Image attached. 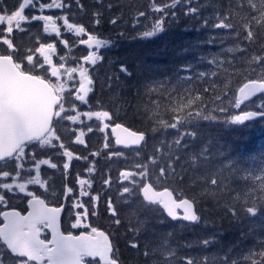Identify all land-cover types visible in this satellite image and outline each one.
Returning a JSON list of instances; mask_svg holds the SVG:
<instances>
[{
	"label": "snow or ice",
	"instance_id": "obj_1",
	"mask_svg": "<svg viewBox=\"0 0 264 264\" xmlns=\"http://www.w3.org/2000/svg\"><path fill=\"white\" fill-rule=\"evenodd\" d=\"M76 5L83 10L84 6L80 0H75ZM97 4L103 7V0H97ZM183 5V15L193 18H199L201 7L197 0H171L170 3L165 0H153L151 11L159 13L151 26V30L140 33L141 38L154 37L164 31V22L168 17L172 19L178 18V6ZM195 5V6H194ZM70 5L64 0H51L50 3H43L41 0H16V7L9 10L0 4V207L7 206L5 193L13 196L23 194L27 197V215H22L17 210H0V248L4 251L0 252V264H118L119 257L115 256L114 245L104 231H100L96 227H91L90 232H81L79 235L72 233L64 234L60 231V216L64 211V205L49 206L45 198L41 195L50 194L55 197V191L51 190L49 179L41 178V166L47 165L51 169H59V165L52 162V158L38 159L35 151H26L33 145L39 144L42 148H59L62 152L58 155L67 158V162L62 164L64 179L67 180V171L70 168V162L75 158L77 160H88L87 156H74L63 142L58 146L54 141H61V137L57 134L55 123L59 120L71 121L73 124L82 123L81 116L91 119L93 116L103 123L104 120H112L109 111L96 112H77L76 105L72 103L71 110L76 112L75 115L65 114L67 109L64 103L65 85L59 82L60 69L64 68L61 63L60 67H56L52 63L51 54L56 52L54 43H40L39 47L34 50L30 49L22 59L19 56L18 46L13 42L14 30L24 31L22 22L31 23L32 21H44V31L46 33L54 32L55 36H61V30L53 21L52 15H25V10H35L42 13L44 9H68ZM113 5L108 4L107 8L111 9ZM238 10V14L242 13V23L237 26L233 23V8ZM94 23L101 24L103 12L97 9L93 14ZM144 11L138 12V17H145ZM217 22L209 24L208 19H202L201 23L204 28L227 30L230 34H234L244 42L241 47L243 53L242 59L251 57L249 65L255 64L257 67L264 69V0H227L225 10L216 13ZM64 26L70 32H74L77 36L86 33L85 27L76 23H70L68 14L62 17ZM117 18H112L109 22L112 25L117 24ZM139 24V19L133 21V28ZM6 25V28L3 27ZM123 35V33H121ZM95 43L96 49L107 46L106 41L97 39L93 35H88L86 40L80 43L89 45ZM61 43L67 45L66 40ZM207 44L216 43V37H210ZM257 45L260 47L257 49ZM6 46V47H4ZM258 51L259 55L255 54ZM231 52L233 49L229 48ZM34 53H39L43 58L41 62L38 58L34 59ZM61 60L64 58L61 57ZM100 59L95 52L89 53L84 57L85 61L96 65ZM26 60L27 66L22 67ZM200 63L207 67H196L191 64L181 65L178 74L174 78L165 77L164 80L172 87L173 91L182 90L188 93L189 98L186 104H182L179 110L190 109L186 115H177L175 122L166 124L165 128L175 130L176 137L172 142H167L162 138L158 144L157 151L161 148L166 149L159 157H154L150 163L158 166V161H164L159 165V174L152 177L149 173L148 164L137 163L135 165L138 171H121L118 177V185L116 188L117 196L115 201L112 197L106 200V211L113 218L116 226L121 225V207L133 208L134 205L139 209L137 200L139 194L142 193L143 201L147 204L143 205L148 208L149 205L158 204L166 212L167 216L172 220L187 221L191 224H199L201 215L193 210L194 201L187 198H173V188L171 191L165 187L162 192L154 191V183L168 182L172 180L176 184L184 183V171L187 157L192 161L191 170L197 169V159H207V148H204L199 157L190 152L192 142L197 138V133L193 130L181 131L182 126L190 119L202 118L203 120H214L215 116L203 115L202 112L206 108L202 107L205 101L201 97L210 91V87L215 89V81L213 78L218 77V72L224 67L225 61L216 56H201ZM231 65L232 61H228ZM48 65L51 71V77H56L57 82L53 83L47 77V71L44 66ZM226 70V69H225ZM65 71L69 79H72V73L78 71L77 68H67ZM119 73L126 77H130L132 73L125 65H120ZM80 81L79 88L76 89V100L82 104H87L88 94L93 91L94 78L88 75V69L81 67L79 69ZM158 81H150L145 87L150 91ZM104 85L110 90L123 89L121 76L113 72L105 77ZM195 92V95L192 93ZM240 95L231 101L232 106L240 109L245 101L259 94H264V79H250L239 89ZM228 98V94L224 93L215 95L213 103L217 105V110L221 113L227 111V107L223 105V100ZM193 105L196 107L193 109ZM259 116L264 119V102L259 106L258 111H245L242 115H233L230 123H244ZM54 118H56L54 120ZM107 123L103 124L100 131L108 128ZM120 124H116L112 129L116 133L117 129H121ZM89 132L92 128L89 126ZM127 136L116 137L117 145H140L145 141L143 132H130L128 129H122ZM155 131V130H154ZM75 135V132H73ZM85 133L80 131L79 135H75V142L81 145L85 144L83 139ZM108 147V144H105ZM95 156L98 153H92ZM108 158L119 156V152H110ZM14 162V171L5 170L6 167ZM258 165L264 167V158L258 159ZM95 161L93 166H89L86 171L91 174L95 171ZM26 165H28L26 167ZM35 172L34 175L31 173ZM243 181V196L237 194L232 198V202L225 205V211L233 220L239 222L244 218L255 220L260 218L264 210V175L256 178L260 183V191L255 190V185L248 183L247 170L235 161L230 166L213 172L211 175H205L204 185L207 194L211 197L217 196V190L225 184L226 181L233 180ZM195 182V177L193 178ZM11 182H7V181ZM127 182L126 184L124 182ZM76 183L79 185V196L88 197L92 205L91 215H96L95 207L100 201V195L91 194L92 179L81 178L78 174ZM103 183L112 188V178L109 176L104 179ZM29 185H37L43 189V193L38 194L36 191L29 190ZM74 188L64 185L63 195L68 199L73 194ZM72 208L77 209L75 212V222L72 223L73 229L81 227H90L83 221L89 215V208L84 202L78 199L72 203ZM176 209H183V214H178ZM150 210V209H149ZM143 223V222H141ZM50 230L51 239L42 238L44 230ZM131 231L134 232L133 240L130 241V247L145 257L147 264H264V241H261L257 249H249L246 254H241L239 258L234 259L231 250L223 256L216 254L212 257L208 255H192L187 249L192 248V244L176 245L173 247L171 233L167 236H161L157 240H146L142 245L140 242V232L133 226ZM246 236L245 233L241 234ZM217 243L215 234L210 238H204L198 242L199 247L206 251ZM141 248L143 251L141 252ZM88 258V259H86Z\"/></svg>",
	"mask_w": 264,
	"mask_h": 264
},
{
	"label": "trees",
	"instance_id": "obj_2",
	"mask_svg": "<svg viewBox=\"0 0 264 264\" xmlns=\"http://www.w3.org/2000/svg\"><path fill=\"white\" fill-rule=\"evenodd\" d=\"M43 3H50L51 0H41ZM70 7L68 9L52 8L53 21L60 28L64 38H68L70 31L64 26L60 19L68 14L69 22L76 23L85 27L88 34L98 37L108 38L109 46L100 53V60L96 65L85 61L83 57L90 52L84 48L77 47L79 54L76 56L78 63L88 69V75L94 78V88L89 95V106L92 111H109L112 120L109 124H123L128 128L143 132L145 141L143 146L136 151L116 150L112 138L105 130L100 131L101 126L94 121L80 124H71L69 121L59 120L55 123L57 134L61 141H54L58 146L63 142L74 156H87L89 159H73L70 168L67 171V180L64 179L62 164L65 158L57 153L62 149L41 147L39 144L33 145L30 150L35 151L38 159L52 158V162L59 165V169H49L41 167V178L49 179L52 191L56 196L50 194L41 195L50 201L51 204L61 203L64 192V185L67 184L74 188L73 194L66 199L65 214L63 216L62 230L68 229L67 223L75 222V213L72 212V203L78 199L85 203L89 208V215L84 224L90 227H81V229H91L96 227L106 231L114 245L115 256L119 257V264H147L145 257L137 254V251L130 247V241L133 240L134 232L130 229L135 226L141 236V245L146 240H157L161 236H167L171 233L173 247L176 245H186L191 243L193 246L187 249L192 255H208L212 257L216 254L223 256L225 253L233 254V258H239L241 254H246L249 249H257L261 241H264V220L257 218L249 220L247 218L237 222L226 213L225 205L232 202V198L238 193L243 196V181H226L217 190V196L211 197L207 194L203 183L205 175H211L213 172L230 166L232 161L245 168L248 175V183L255 185V190L260 191V183L257 176L264 175V167H260L258 162L264 158V120L250 121L245 125L230 123L229 120H203L201 118L190 119L186 126L181 127V131L193 130L197 133V138L192 142L190 152L199 157L204 148H207V159L198 158L197 169L191 170L192 161L185 157L184 183L176 184L172 180L168 182L154 183L153 187L161 189L167 187L170 191L175 188L173 194L179 198H187L194 201L195 209L202 219L199 224H187L181 222H171L161 212L157 205H149L144 208V202L140 195L137 200V206L133 208H121V225L116 226L113 218L106 211V200L112 197L115 201L117 196L118 177L121 171H138L135 165L137 163L148 164L149 173L152 180L159 174V165L164 161H158V166H153L150 161L154 157H159L166 149L159 147L158 142L164 138L167 142H172L176 137L175 130L166 129L165 125L175 122L177 115H186L190 109L179 110L182 104H186L189 98L188 93L182 90L173 91L172 87L164 80L165 77L174 78L181 65L191 64L196 67H207L200 63L201 56L218 55L225 61L224 67L218 72V77L213 78L215 89L210 87L209 93L201 97L205 101L202 107L206 111L208 108L216 116L218 112L213 103L216 94L221 96L228 94L233 100L235 92L244 82L256 78L252 68L254 64L249 65L251 57L242 59L243 53L241 47L244 42L237 37L234 32L227 30L204 28L201 20L208 19L209 24L217 22L216 13L225 10L227 0H197L201 7L199 18H193L183 15V5L178 6V18L168 17L164 22V31L154 37L141 38L138 26L143 22L144 27L152 26L156 18L160 15L151 11L153 0H103V7L97 4V0H80L84 9L81 10L75 0H64ZM166 2L170 3L171 0ZM16 7V0H11ZM111 4V9L107 5ZM195 6V5H194ZM100 9L103 12L102 22L99 25L94 23L93 13ZM139 11H144L147 15L139 17V24L133 28L132 24L138 16ZM25 15H42L40 12L25 10ZM233 23L239 25L242 23V13L233 8ZM117 24L112 25L109 21L117 18ZM41 22L32 21L23 23L24 31L14 30L13 42L18 46L19 56L22 59L24 55L29 54V50H34L42 40L52 41L55 34L39 33ZM123 33V35H121ZM216 37V43L209 45L207 40L210 37ZM226 47L225 50L222 48ZM6 47V46H4ZM59 47L56 46V48ZM260 46L257 45V49ZM229 48L233 51H227ZM85 51V52H84ZM94 52V51H92ZM259 55L258 51L254 50ZM75 60V59H72ZM232 61L229 65L228 61ZM120 65H125L132 73L130 77L119 73ZM26 60L22 67H26ZM226 69V70H225ZM113 72L121 76L123 89L110 90L104 85L105 77ZM264 69H262V74ZM51 79V76L47 74ZM150 81H158L149 91L145 85ZM73 91V89H70ZM69 93V92H68ZM196 93L193 92L192 95ZM67 98H71L70 93ZM70 101L66 99V106ZM196 105H193V109ZM92 128L89 132L88 127ZM83 130L85 135L83 139L85 144L81 145L75 142V135H79ZM155 130V131H154ZM75 132V135H73ZM108 147H105V144ZM119 152L121 155L108 158V153ZM98 153V155H91ZM95 161V171L84 178L92 179L91 194L100 195V201L95 207L96 215H91L92 205L88 197H79L76 191V180L78 174L82 177V170L93 166ZM10 165L14 166V162ZM14 171V170H11ZM111 177L113 184L109 190L103 183L104 179ZM195 182H194V179ZM127 183L126 181L124 182ZM32 191L38 194L43 193V189L33 187ZM20 196V195H19ZM20 203H14L10 208L19 209ZM150 209V210H149ZM2 210V208H0ZM264 216V210L261 213ZM143 222V223H141ZM242 233L246 236L242 237ZM215 234L217 243L207 249L202 250L198 242L204 238H210ZM4 251L0 248V252ZM143 249L141 248V252Z\"/></svg>",
	"mask_w": 264,
	"mask_h": 264
},
{
	"label": "rangeland",
	"instance_id": "obj_3",
	"mask_svg": "<svg viewBox=\"0 0 264 264\" xmlns=\"http://www.w3.org/2000/svg\"><path fill=\"white\" fill-rule=\"evenodd\" d=\"M167 0H165V2H166ZM179 7H181V6H179ZM183 7V6H182ZM139 17L137 16L136 18H135V20L136 19H138ZM60 21L61 22H63V19H60ZM38 22H41L42 24H43V26H40V29H39V33H42V34H45L46 32L44 31V21H38ZM23 23H27V22H22V25H23ZM140 24L141 25H139L138 26V31H139V33H142L143 31H147V30H151V25H149L150 27H144L142 24H143V22H140ZM3 27H5L6 28V25H4ZM52 33H54V32H50L49 34H52ZM94 36V35H93ZM140 36V35H139ZM148 38V37H147ZM65 39H68V38H62L61 40H65ZM104 39H106L107 40V42L109 41L108 40V38L107 37H105ZM60 39H56V40H52V41H46V40H42L41 41V43H54L55 44V47H56V45H59V47H57V48H59L60 50H62V53L63 54H57V55H54V53L53 54H51V57H52V63H53V65L54 66H56V67H60V64L61 63H63L64 64V68H61L60 69V77H59V82L60 83H62V84H64L65 85V87L67 86V87H69V88H71V89H73L75 86H76V80H77V77L79 76V78H80V75H79V69L81 68V67H83L82 65H80V66H77L78 65V63H80V62H82V61H84V60H80V61H77L78 59H79V57H78V59H77V55L79 54V51H78V41H79V39H77V40H74V41H69V43H70V47H64V44L63 43H61L60 41H61ZM108 46H109V42L107 43V46H105L104 48H108ZM37 47H39V45L37 46ZM62 47H63V49H62ZM56 48V49H57ZM223 50H225L226 49V47L224 48V46H223V48H222ZM95 50V49H94ZM99 52H100V49L96 52V55L98 56V54H99ZM25 56V55H24ZM212 56H216V57H218L219 59H220V57L218 56V55H212ZM61 57H63L64 59L63 60H61L60 58ZM39 59L41 62L43 61V58L42 57H40L39 56V53H34V59ZM84 58V57H83ZM72 59H75V60H72ZM100 60V59H99ZM46 69H48V71H47V74L48 75H50L51 76V71H50V67L48 66V65H45L44 66ZM73 67H75V68H77L78 69V71L77 72H75V73H72V79H69V77H68V74H67V72L65 71V69H67V68H73ZM83 68H85V67H83ZM252 71H253V73H254V75H255V77L256 78H253V79H257V80H260V79H264V73L262 74V69L261 68H259V67H257L255 64H254V66H253V68H252ZM77 76V77H76ZM56 80H57V78L56 77H54ZM80 81V80H79ZM74 82V83H73ZM78 85H79V82H78ZM78 85H77V87H78ZM77 87H75V91H76V89H78ZM77 93V92H76ZM70 97H73L72 95L70 96ZM234 97V96H233ZM235 99V97L233 98V100ZM88 100V99H87ZM230 97L229 98H227V99H224L223 100V105L224 106H226L227 107V111L226 112H223V113H221V112H219L218 110H217V108H214L217 112H218V115L219 116H216L215 115V113L213 112V110H211L212 109V107H210V108H208V111L206 112V113H204L203 115H210V116H215L216 117V119H221V120H229L230 121V118H231V116H233V115H237L238 114V112H240V111H244V110H255V111H258L259 110V106L261 105V103L262 102H264V95H262V96H260L259 98H257L255 101H253L252 103H249L248 105H246V106H244V107H242L241 109H236V108H234V106H232V104H231V101H233ZM72 103H74V101L72 100V98H71V102H70V105L69 106H71L72 105ZM215 106H216V104H215ZM76 111L77 112H80V113H83V112H87V111H91V112H95V111H92L91 109H90V106H89V100H88V103L87 104H82L81 102H79V104H77L76 105ZM73 111L72 110H70V112H69V114L70 113H72ZM202 115V116H203ZM83 118V119H82ZM82 122L83 123H87V122H90V121H94L95 123H98L101 127H103V124L104 123H107L108 125H109V127H110V125L111 124H109L108 123V121L107 120H104L103 121V123H101V121H99V120H97V118L95 117V116H93L91 119H89L88 117H86V116H83L82 115ZM202 119V118H201ZM215 120V119H214ZM71 124H73L71 121H69ZM78 124H80V123H78ZM74 125V124H73ZM109 127L108 128H106V129H104L107 133H109V131H108V129H109ZM110 135V134H109ZM31 151V150H30ZM60 152H62V151H60ZM65 158V160H64V162H66V157H64ZM72 164V163H71ZM28 165H26V167H27ZM42 166H45V167H47V168H49L50 169V167H48L47 165H42ZM41 166V167H42ZM87 169V168H86ZM86 169H84V170H82V177L81 178H84L85 176H87V175H89V173L86 171ZM5 170H14V166L13 165H8L7 167H6V169ZM32 175H34L35 174V172H34V170H33V172L31 173ZM7 182H11L10 180L9 181H7ZM33 187H35V188H37V189H40L39 188V186H37V185H29V190H31ZM76 191H77V195L79 196V191H80V189H79V185L76 183ZM21 195V194H20ZM5 196H6V199H7V206L6 207H0V208H2V209H4V208H10V206H12V203H16V202H18V197L17 196H13L12 194H10V193H5ZM10 197H12L11 199H10ZM80 197V196H79ZM177 197V196H176ZM177 198H179V197H177ZM58 204H60V203H58ZM53 205H55V204H53ZM72 206V205H71ZM77 211V209H72V212L73 213H75ZM86 220V219H85ZM84 220V221H85ZM72 224V222H68L67 223V225H68V227H69V225H71ZM91 230V229H90ZM90 230L88 229H81L80 231H84V232H90ZM79 231V229H78V232H80Z\"/></svg>",
	"mask_w": 264,
	"mask_h": 264
},
{
	"label": "flooded vegetation",
	"instance_id": "obj_4",
	"mask_svg": "<svg viewBox=\"0 0 264 264\" xmlns=\"http://www.w3.org/2000/svg\"><path fill=\"white\" fill-rule=\"evenodd\" d=\"M0 4H2L3 5V7H6V8H8L9 10H11V9H13L14 7H15V5H13L12 3H11V0H0ZM26 10H30V9H26ZM32 11H34V12H36L35 10H32ZM59 11V9H56V12H58ZM42 15H53V11H52V9H44L43 10V12H42ZM69 37H68V39H65L68 43H67V45H65L64 44V47H70V43H69V41H74V40H76L77 39V35L75 34V33H72V32H70L69 33ZM61 38H63L64 39V37H63V33H61V36H60V39ZM84 38V40L85 39H87L88 37L87 36H84L83 37ZM79 44V43H78ZM78 47H80V46H78ZM81 48H83V47H81ZM62 49H63V47H62ZM84 50L87 52H92V50L96 53L97 51H98V49H96V50H94V49H91V50H89V49H86V48H84ZM84 51V52H85ZM57 54H63L62 53V50H60L59 48H57L56 49V52L54 53V55H57ZM77 77V76H76ZM79 80H80V78H79V76L77 77V80H76V86L75 87H77V85H78V82H79ZM51 81L53 82V83H56L57 82V80L54 78V77H51ZM74 83V82H73ZM75 87L73 88V91L72 90H70L71 88H69V87H65V92H64V103H65V108L68 110L67 111V113H62V115H65V114H69V112H70V110H71V106H66V99H68L70 102H71V98H72V100L74 101V104L75 105H77V104H79V101L78 100H76L75 99V97H76V95H77V93H76V91H75ZM77 88H79V85H78V87ZM93 88H94V85H93ZM70 93V95H72L73 97H71V98H67V96H66V94L67 95H69V93ZM91 93V92H90ZM90 93L88 94V97H87V99L89 98V95H90ZM255 101V100H254ZM71 115H75L76 114V112H72V113H70ZM81 118H82V116H81ZM54 119H56V118H54ZM83 119V118H82ZM81 119V120H82ZM65 121H67V120H65ZM108 121V120H107ZM26 151H30V149H26ZM66 162H67V159H66ZM71 163H72V161L70 162V165H71ZM18 197V202L20 203V206H19V208H20V212H24L25 210H26V201H27V197H25L23 194H21L20 196H17ZM12 197H10V199H11ZM46 202H48L49 203V206H59L60 204H55V205H53V204H51V202L50 201H47L46 200ZM12 205L14 206V203H12ZM12 207V206H11ZM4 209H7V208H4ZM63 216V215H62ZM63 217H62V220H61V227H62V225L64 224L63 223ZM65 222V221H64ZM72 225V224H71ZM71 225H69V227H68V229L66 230V231H64V230H62V232L63 233H72V234H77V233H79L78 232V228L77 229H73L72 227H71ZM47 238V233H46V231L44 230V232L42 233V238Z\"/></svg>",
	"mask_w": 264,
	"mask_h": 264
},
{
	"label": "water",
	"instance_id": "obj_5",
	"mask_svg": "<svg viewBox=\"0 0 264 264\" xmlns=\"http://www.w3.org/2000/svg\"><path fill=\"white\" fill-rule=\"evenodd\" d=\"M81 45H85V44H82L81 43ZM86 47H88V48H92L93 46H95V43H94V41L93 42H91V47L89 46V45H85ZM248 82V81H247ZM247 82H245V83H247ZM245 83H243L237 90H236V93H235V98L236 97H238L239 95H240V93H239V89L241 88V87H243V85L245 84ZM261 94H257L256 96H254V97H252L250 100H248V101H245L244 102V104H242L241 105V107L243 106V105H245L246 103H248V102H251L252 100H254L256 97H258V96H260ZM245 112V111H244ZM243 114V112H241V113H239L238 115H242ZM253 120H262V118H260L259 116H257V117H255V118H253V119H251V120H248V121H245L244 123H242V124H240V123H238V124H240V125H243V124H245V123H247V122H250V121H253ZM119 124V123H118ZM115 125L116 124H112V125H110V127H109V129H108V131H109V134L111 135V138L113 139V144H114V147H115V149H117V150H127V151H135V150H139L142 146H143V143H144V141H142L141 142V144L140 145H131V144H129L128 146H125V145H123V144H121V145H117L116 144V137L119 135V136H121V137H125V136H127V133H125V132H123L122 131V129H128L130 132H137V131H134V130H132V129H130V128H128L127 126H125V125H123V124H120L121 126H122V128L121 129H117V131H116V133H113L112 132V129L115 127ZM137 133H139V132H137ZM164 190V188H162V189H156V188H154V191H156V192H162ZM140 195V197H141V199L143 200V195H142V193H140L139 194ZM173 198L174 199H177V197L173 194ZM144 202H146V201H144ZM147 203V202H146ZM62 205H64L65 206V197L63 198V201H62ZM154 205H157L158 206V208L161 210V212L163 213V215L169 220V221H171V222H181V223H187V224H191V223H189V222H187V221H179V220H172L170 217H168L167 216V212L160 206V205H158V204H154ZM13 208H9V209H5V210H12ZM14 210H17V209H14ZM29 209H28V207H27V201H26V210L24 211V212H21V214L22 215H27V211H28ZM193 210L194 211H196V209H195V205L193 204ZM17 211H19V210H17ZM176 211H177V213L178 214H183V209H176ZM64 212V211H63ZM63 212L61 213V216H60V231L62 232V229H61V219H62V215H63ZM100 231H104V230H101V229H99ZM45 231L47 232V234H48V238L47 239H51V232H50V230H47V229H45ZM105 232V231H104ZM63 233V232H62ZM81 232H79L78 234H73V235H79ZM106 233V232H105ZM64 234H68V233H64ZM107 234V233H106ZM108 235V234H107ZM109 239H110V237H109ZM110 241H111V239H110ZM88 259V258H87ZM119 264V263H118Z\"/></svg>",
	"mask_w": 264,
	"mask_h": 264
},
{
	"label": "bare ground",
	"instance_id": "obj_6",
	"mask_svg": "<svg viewBox=\"0 0 264 264\" xmlns=\"http://www.w3.org/2000/svg\"><path fill=\"white\" fill-rule=\"evenodd\" d=\"M166 218V217H165Z\"/></svg>",
	"mask_w": 264,
	"mask_h": 264
}]
</instances>
